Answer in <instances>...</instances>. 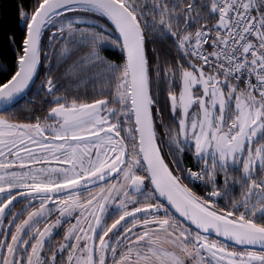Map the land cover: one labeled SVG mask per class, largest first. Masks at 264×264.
<instances>
[{
	"label": "snow or ice",
	"instance_id": "obj_1",
	"mask_svg": "<svg viewBox=\"0 0 264 264\" xmlns=\"http://www.w3.org/2000/svg\"><path fill=\"white\" fill-rule=\"evenodd\" d=\"M13 7L0 264H264V0Z\"/></svg>",
	"mask_w": 264,
	"mask_h": 264
},
{
	"label": "trees",
	"instance_id": "obj_2",
	"mask_svg": "<svg viewBox=\"0 0 264 264\" xmlns=\"http://www.w3.org/2000/svg\"><path fill=\"white\" fill-rule=\"evenodd\" d=\"M15 2L16 0H0V45H3V42H4V35H3L2 29L4 27H8L9 31H11L16 24L15 17H14V7H13ZM111 50L112 51L108 50L105 53V55H108L109 58H112V59L117 58L118 51L114 49H111ZM91 80H94V78H92ZM91 80H89L85 84H81L80 89H83V90L88 89V87L90 86L89 82ZM67 83H69L70 86L75 87V85H71L70 81Z\"/></svg>",
	"mask_w": 264,
	"mask_h": 264
},
{
	"label": "flooded vegetation",
	"instance_id": "obj_3",
	"mask_svg": "<svg viewBox=\"0 0 264 264\" xmlns=\"http://www.w3.org/2000/svg\"><path fill=\"white\" fill-rule=\"evenodd\" d=\"M109 51H112V50L109 49ZM118 55H119V52H118ZM93 78L94 80H91L89 82L90 86L88 87V89H84V90L80 89L81 94H83L84 91H87L89 95H95V94L100 93L101 91L106 92L108 88L110 87V84L107 78L99 76V75L94 76ZM112 87H114V85H112Z\"/></svg>",
	"mask_w": 264,
	"mask_h": 264
}]
</instances>
